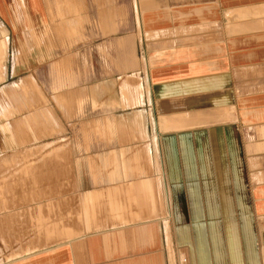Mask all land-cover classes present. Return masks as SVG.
I'll return each instance as SVG.
<instances>
[{
	"label": "crops",
	"instance_id": "crops-1",
	"mask_svg": "<svg viewBox=\"0 0 264 264\" xmlns=\"http://www.w3.org/2000/svg\"><path fill=\"white\" fill-rule=\"evenodd\" d=\"M0 264H264V0H0Z\"/></svg>",
	"mask_w": 264,
	"mask_h": 264
},
{
	"label": "bare ground",
	"instance_id": "bare-ground-1",
	"mask_svg": "<svg viewBox=\"0 0 264 264\" xmlns=\"http://www.w3.org/2000/svg\"><path fill=\"white\" fill-rule=\"evenodd\" d=\"M52 171V170H51ZM49 173V172H48Z\"/></svg>",
	"mask_w": 264,
	"mask_h": 264
},
{
	"label": "rangeland",
	"instance_id": "rangeland-1",
	"mask_svg": "<svg viewBox=\"0 0 264 264\" xmlns=\"http://www.w3.org/2000/svg\"><path fill=\"white\" fill-rule=\"evenodd\" d=\"M188 259V258H187Z\"/></svg>",
	"mask_w": 264,
	"mask_h": 264
}]
</instances>
